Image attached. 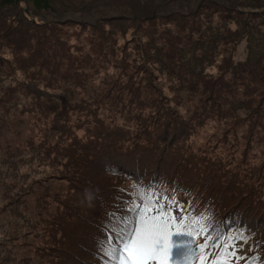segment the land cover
<instances>
[{
    "label": "rangeland",
    "instance_id": "obj_1",
    "mask_svg": "<svg viewBox=\"0 0 264 264\" xmlns=\"http://www.w3.org/2000/svg\"><path fill=\"white\" fill-rule=\"evenodd\" d=\"M222 1L0 0V41L11 29L25 45L7 37L0 48V264L109 263L89 250L107 238V201L135 226L128 209L148 183L137 185V164L169 176L157 182L180 206L168 264L185 230L180 264H264V222L258 241L199 233L201 214L180 194L188 189L170 182L211 183L205 176L225 170L258 180L264 200V0H229L225 11ZM76 18L93 25L76 29ZM38 39L53 43L41 58ZM167 187L148 195L167 206ZM185 216L200 223L187 227Z\"/></svg>",
    "mask_w": 264,
    "mask_h": 264
},
{
    "label": "trees",
    "instance_id": "obj_2",
    "mask_svg": "<svg viewBox=\"0 0 264 264\" xmlns=\"http://www.w3.org/2000/svg\"><path fill=\"white\" fill-rule=\"evenodd\" d=\"M4 1V0H3ZM8 2H10L9 0H7ZM229 0L227 1H222L221 5L222 6H226V8L224 9V11L227 9L228 5H229ZM46 3V2H45ZM221 6V7H222ZM220 7V8H221ZM237 8V6H235ZM229 8V7H228ZM75 9V8H74ZM202 8H199L196 10V14L195 16H197V12H200ZM232 9V8H231ZM74 12L76 10H73ZM240 12L244 13V11L239 10ZM246 11V10H245ZM247 12V11H246ZM76 13V12H75ZM190 17H188V15L183 16V19H187L188 21L194 20L195 16L189 15ZM74 23L76 25V29L80 28L83 24H89L88 22H84L83 20H81L80 18H76L74 19ZM59 21V20H58ZM67 21V20H65ZM63 22V21H62ZM84 22V23H81ZM41 25V24H39ZM90 26L93 24H89ZM95 26L96 23H94ZM88 29L91 28H98V27H86ZM14 32V33H13ZM12 33L15 36H12ZM21 34V33H20ZM10 38V42L12 43V45H16L19 49H22L25 45L22 44L21 41H16V39L22 38L20 37L19 34H16V31L13 30H9L4 32V35H2V39L3 38ZM0 41V48L2 47ZM55 43L57 45L60 46V41L59 39H55L54 40ZM52 41H48V40H39L38 39V45H39V54L38 51H36V53L34 54L35 57L39 56L40 58L43 56V52L47 51V49L49 48V46H52ZM85 44H88L87 42ZM83 45L82 47L84 48ZM24 45V46H23ZM64 47V48H63ZM73 45L72 47L69 45H62V48L65 49V56H68L67 54V48H69L70 50L73 49ZM80 50V49H79ZM84 50H86L84 48ZM83 50V51H84ZM87 51V50H86ZM81 52L83 54H85V52ZM20 54L15 53V57H17ZM44 55L49 56V54L44 53ZM3 56L0 54V61H4L2 58ZM7 63H9L7 61ZM20 63V62H19ZM217 93V92H216ZM63 98V96H60ZM244 103V102H243ZM242 106H246V104H242ZM54 127L52 126V129ZM183 131H185V129H176L175 131V137L181 136L183 135ZM44 139H47V137H44ZM32 140L35 142V140L32 137ZM48 140V139H47ZM33 142V143H34ZM36 143V142H35ZM138 158H141V154H138ZM140 164H137L136 166H134L135 171L138 174V179H137V185H140L141 183V179H145L148 178V183L146 184L147 186H143V189H147L144 190L147 192L149 189H151L154 192L153 196H158L161 197V190L164 187L167 186H163L162 184H159L157 181L159 180H166L169 176H167L165 173H163V171L160 170H155V171H151L150 167L147 166V168L142 172V174L138 173L139 169L138 167ZM124 167V166H123ZM126 170L127 167H124ZM223 170V169H221ZM132 171L130 173H133V175H136V172ZM224 172L228 173L229 176H225L223 178L215 176V178H210L211 175L209 174L208 176H205L206 179H210L211 182L214 181V183H216V188L214 190H212L211 186L213 183H204L203 181H197V179L194 178H190V177H181V178H172V180L170 179V182L173 183H182V187L185 189H188V192H183L180 193V191L178 189L175 188L176 192L180 193V194H185L187 197H189V199H186L185 197H183L185 200L187 201H191L193 203L192 207H195L196 210H199V213L201 214V217H203L204 219H202V224L206 227L208 235L213 234L215 236V233H218V235L222 238V235H226V239L232 240L235 239V242L239 241V239H243L244 236L248 235L246 230H244V228H249L251 229V231H255V232H259V233H255L254 235H250L254 241H258L260 240L259 236L257 234L261 233V228L263 227V222H264V215H263V190L261 189V185L258 180L256 182H250V178L248 175H245L244 177H238V174H233L231 175L229 173V171H225ZM253 175V173L251 174V176ZM245 178V180H240L237 181L236 178ZM190 179V181H184V179ZM202 178V176H201ZM247 179V180H246ZM255 175L253 176L252 180H255ZM240 187L243 188L242 190H240ZM166 189L169 190V194L167 195V199L169 201V204H171L172 207V211H173V205L174 203H172V201H176L173 200L171 198V187H167ZM192 195H199V200L201 201V203H199L195 197H193ZM110 201H107V205H106V210L109 211L111 213V208L113 206H115L117 204V201H115V203H110ZM168 204V205H169ZM249 205L251 207H249ZM221 213H219L218 211ZM225 212V213H224ZM190 213V211L188 212V214ZM155 214V213H154ZM171 215H173L171 213ZM13 221H15L16 219L14 217ZM4 220H6V217H4L3 219V224H4ZM189 220L185 221V224L187 227H189ZM56 222V221H55ZM55 226L57 227L56 223H54ZM6 226V224H5ZM7 226H14V223L10 222L9 225ZM15 226H21L19 224V222L17 221V224ZM8 233L4 232V237L6 238L8 236ZM185 236L183 237V242H188L190 243V237L187 233V231L185 230L184 232ZM174 236V232L171 229V235L169 236V238H172ZM224 238V239H225ZM168 240V239H167ZM167 240L165 241V244H167ZM211 240H208V243H211ZM57 244H60L57 241ZM117 247H119L120 245H116ZM94 249L95 254H97L100 259H101V253L99 251V243L94 245V242L92 243L90 250H89V256L91 257V249ZM81 249H87V247H82ZM261 253V252H260ZM257 253L254 255H260L261 259L263 261V253ZM69 255H73L72 253ZM252 260V258L248 259V261L250 262ZM77 261V257L75 255L72 256L71 259V263L72 262H76ZM100 264H104V263H100ZM107 264H116V262H109ZM204 264H209V263H204Z\"/></svg>",
    "mask_w": 264,
    "mask_h": 264
},
{
    "label": "snow or ice",
    "instance_id": "obj_3",
    "mask_svg": "<svg viewBox=\"0 0 264 264\" xmlns=\"http://www.w3.org/2000/svg\"><path fill=\"white\" fill-rule=\"evenodd\" d=\"M138 198L142 203L134 204L128 209L129 212L136 214L135 226L131 227L132 217L110 213L109 220L104 226L107 238L99 242V251L107 258V261L116 262V264H150V261L157 259H160V264H168L165 241L171 235V221H175L177 217L171 215V204L166 206L159 203V200L153 199L144 190H138ZM164 198L167 199V197ZM172 203L180 207L177 202L172 201ZM181 211H184L182 207ZM183 219H191L192 224L200 223V220L194 217L185 216ZM206 231V227L201 225L199 233ZM117 244L120 246L117 247ZM186 247L187 242L183 241L176 245V264H180L182 260H188ZM203 247L207 248V244ZM221 256L235 257V252L225 251L221 253ZM216 264H232V262L222 259Z\"/></svg>",
    "mask_w": 264,
    "mask_h": 264
},
{
    "label": "bare ground",
    "instance_id": "obj_4",
    "mask_svg": "<svg viewBox=\"0 0 264 264\" xmlns=\"http://www.w3.org/2000/svg\"><path fill=\"white\" fill-rule=\"evenodd\" d=\"M9 1H11V0H9ZM12 1H14V0H12ZM15 1H17V0H15ZM227 176H229V175L227 174ZM211 183H213L212 186H211V188H212V190H214V189L216 188V183H214V181L211 182ZM242 189H243V188L240 187V190H242ZM244 230H246V232H247V234H248V235H246V236L254 235V234L256 233L255 231H251V229H249V228H244ZM254 232H255V233H254ZM225 237H226V235H225V236L222 235V238H223V239H224ZM224 240H225V242H228L226 238H225Z\"/></svg>",
    "mask_w": 264,
    "mask_h": 264
},
{
    "label": "clouds",
    "instance_id": "obj_5",
    "mask_svg": "<svg viewBox=\"0 0 264 264\" xmlns=\"http://www.w3.org/2000/svg\"><path fill=\"white\" fill-rule=\"evenodd\" d=\"M88 198L92 199V194L91 193L88 194Z\"/></svg>",
    "mask_w": 264,
    "mask_h": 264
}]
</instances>
